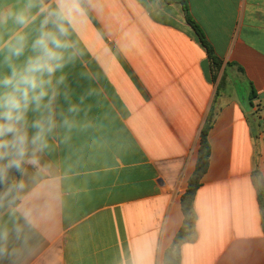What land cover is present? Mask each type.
I'll list each match as a JSON object with an SVG mask.
<instances>
[{"label": "crops", "instance_id": "crops-1", "mask_svg": "<svg viewBox=\"0 0 264 264\" xmlns=\"http://www.w3.org/2000/svg\"><path fill=\"white\" fill-rule=\"evenodd\" d=\"M185 1L221 61L217 76L181 4L82 0L76 55L57 73V112L76 127L58 128L38 167L10 178L26 187L0 226L24 224L12 214L21 206L33 224L0 264H163L210 115L180 264H264L254 176L264 181V0Z\"/></svg>", "mask_w": 264, "mask_h": 264}, {"label": "clouds", "instance_id": "clouds-1", "mask_svg": "<svg viewBox=\"0 0 264 264\" xmlns=\"http://www.w3.org/2000/svg\"><path fill=\"white\" fill-rule=\"evenodd\" d=\"M84 15L82 0H17L0 5V186L4 187L0 208L13 205L26 187L23 179L10 183L12 175L24 177L29 167H38L58 128L76 127L74 117L57 112L60 85L66 79L57 73L76 55L71 37ZM63 95L69 100L66 92ZM67 112L76 114L79 106L69 102ZM16 212L24 224L0 226V257L9 254L10 240H20L25 227L33 224L23 206L12 209L13 216Z\"/></svg>", "mask_w": 264, "mask_h": 264}, {"label": "trees", "instance_id": "trees-1", "mask_svg": "<svg viewBox=\"0 0 264 264\" xmlns=\"http://www.w3.org/2000/svg\"><path fill=\"white\" fill-rule=\"evenodd\" d=\"M164 1L165 2L172 1L181 4L182 10L185 14L186 23L191 27L196 40L206 52L208 61L210 63L211 72L214 71L218 72L221 66V61L213 54V50L209 45V43L207 42L202 30L189 16L186 1L185 0H164ZM211 121H212V115L208 117L206 124L203 126L202 130L200 131L199 147L197 151L195 167L191 176L187 180L186 189L180 197V208L183 215L182 224L178 232L174 236L170 247L167 249V251L164 254L163 264H180L179 246L182 243L187 242L191 238L192 224L194 220L192 203L196 191L200 185L201 177L206 172L208 166L209 145L207 141V134L211 127ZM254 176L256 180L257 200L262 215V229H264V181H262V178L259 173L254 172ZM17 178L19 177L17 176ZM12 195L14 196L15 193H13ZM8 206L9 205L5 204L4 207L0 208V214Z\"/></svg>", "mask_w": 264, "mask_h": 264}, {"label": "rangeland", "instance_id": "rangeland-1", "mask_svg": "<svg viewBox=\"0 0 264 264\" xmlns=\"http://www.w3.org/2000/svg\"><path fill=\"white\" fill-rule=\"evenodd\" d=\"M217 73H218V72H215V71H214V72H211V74H212L213 77H214V76H217ZM213 74H214V75H213ZM206 122H207V121H206ZM205 124H206V123H205Z\"/></svg>", "mask_w": 264, "mask_h": 264}]
</instances>
